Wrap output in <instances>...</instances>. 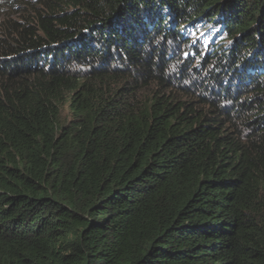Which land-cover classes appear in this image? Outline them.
Instances as JSON below:
<instances>
[{
    "label": "trees",
    "instance_id": "16d2710c",
    "mask_svg": "<svg viewBox=\"0 0 264 264\" xmlns=\"http://www.w3.org/2000/svg\"><path fill=\"white\" fill-rule=\"evenodd\" d=\"M0 264H264V0H0Z\"/></svg>",
    "mask_w": 264,
    "mask_h": 264
},
{
    "label": "rangeland",
    "instance_id": "374dc122",
    "mask_svg": "<svg viewBox=\"0 0 264 264\" xmlns=\"http://www.w3.org/2000/svg\"><path fill=\"white\" fill-rule=\"evenodd\" d=\"M203 33H204V32H202V34H203ZM202 34H201V35H202ZM194 35H195V33H194Z\"/></svg>",
    "mask_w": 264,
    "mask_h": 264
}]
</instances>
